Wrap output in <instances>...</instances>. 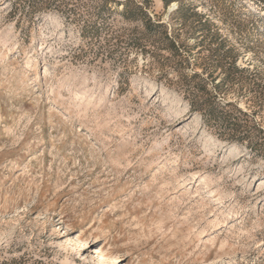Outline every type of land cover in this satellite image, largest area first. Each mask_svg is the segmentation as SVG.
I'll return each mask as SVG.
<instances>
[{"label":"rangeland","instance_id":"374dc122","mask_svg":"<svg viewBox=\"0 0 264 264\" xmlns=\"http://www.w3.org/2000/svg\"><path fill=\"white\" fill-rule=\"evenodd\" d=\"M0 264H264V1L0 0Z\"/></svg>","mask_w":264,"mask_h":264},{"label":"trees","instance_id":"16d2710c","mask_svg":"<svg viewBox=\"0 0 264 264\" xmlns=\"http://www.w3.org/2000/svg\"><path fill=\"white\" fill-rule=\"evenodd\" d=\"M261 1H264V0H261ZM218 61H220V60H218ZM224 62H225V61H224ZM230 66H232V65L229 64V65L227 66V69H226V70H229ZM235 70H236V69H235ZM238 72H241V70H238ZM230 79H232V78H230Z\"/></svg>","mask_w":264,"mask_h":264},{"label":"bare ground","instance_id":"6f19581e","mask_svg":"<svg viewBox=\"0 0 264 264\" xmlns=\"http://www.w3.org/2000/svg\"><path fill=\"white\" fill-rule=\"evenodd\" d=\"M41 140H42V139H40L39 142H41ZM83 244H84V245L86 244L85 239L83 240Z\"/></svg>","mask_w":264,"mask_h":264}]
</instances>
